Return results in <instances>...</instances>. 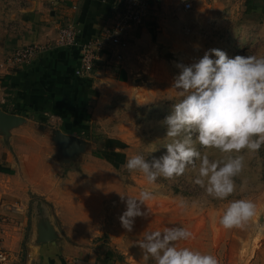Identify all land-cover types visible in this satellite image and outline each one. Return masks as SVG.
<instances>
[{"label":"rangeland","instance_id":"1","mask_svg":"<svg viewBox=\"0 0 264 264\" xmlns=\"http://www.w3.org/2000/svg\"><path fill=\"white\" fill-rule=\"evenodd\" d=\"M52 1L0 0V29L19 26L22 13L37 4L46 8ZM191 5L187 12L177 7L157 19L159 39L154 48L149 43L152 51L146 54V68L129 86H107L92 96L95 103L86 126L74 136L80 141V149L67 158L62 151L58 159L62 168L70 164L78 170L85 163L92 167V161L100 160L113 171V176H107L108 190L103 192L105 205L99 210V224L82 227L80 231L88 239L75 241L95 249L100 260L112 253L108 264H154L145 260L136 242L146 232L162 231L167 226L191 231L193 238L178 242L179 246L212 253L219 264H264V146L258 153H245V167L236 178L237 191L228 197L248 198L257 205V215L245 227L225 230L219 226V211L228 200L207 196L193 182L191 170L171 180L158 179L157 186L151 188L155 199L142 206V210L147 208V216L135 218L131 232L119 221L125 210L121 196H135L151 187L141 173L123 167L126 159L133 153L151 159L165 152L162 145L167 142L166 126L162 122L180 99L171 89L178 74L176 64L192 63L213 48L225 51L229 57L264 55L263 0H193ZM154 147L159 149L151 153ZM201 150L211 156L221 155L215 149ZM181 198L187 205L184 209L179 207ZM49 212L56 232L62 234L50 208Z\"/></svg>","mask_w":264,"mask_h":264},{"label":"crops","instance_id":"2","mask_svg":"<svg viewBox=\"0 0 264 264\" xmlns=\"http://www.w3.org/2000/svg\"><path fill=\"white\" fill-rule=\"evenodd\" d=\"M181 2L155 0L156 15L146 21L140 34L131 37L125 49L104 40L92 73L84 76L75 75L79 46L102 38L118 12L117 0H53L46 8L37 4L22 13L19 26L0 29V62L32 42L49 43L31 63L0 71V111L21 119L7 130L0 129V207H20L17 213L0 210L9 218L0 233V248L12 264L109 263L111 248L100 260L95 249L75 241L88 239L82 227L99 224L107 176H113V171L94 159L92 167L85 163L79 170L70 164L62 168L59 134L82 133L95 103L92 96L107 86L127 87L136 79L146 68V54L159 39L157 19L177 7L184 11ZM65 24L77 31L75 46L53 44L57 29ZM118 53L123 54L120 61L115 58ZM49 208L62 234L38 243L45 222L52 220Z\"/></svg>","mask_w":264,"mask_h":264},{"label":"clouds","instance_id":"3","mask_svg":"<svg viewBox=\"0 0 264 264\" xmlns=\"http://www.w3.org/2000/svg\"><path fill=\"white\" fill-rule=\"evenodd\" d=\"M176 67L171 89L180 99L162 122L167 139L162 145L164 154L148 159L149 155L133 153L123 165L129 172L141 173L151 186L135 196H121L125 210L119 221L128 232L135 218L147 216L142 206L155 199L151 188L158 179L171 180L191 170L193 182L207 196L225 201L237 191L245 153H258L264 146V55L229 57L213 48L192 63ZM158 149L154 147L151 153ZM201 149H215L221 155L211 156ZM186 206L181 198L179 207ZM256 215L253 200L232 199L220 209L218 224L225 230L243 228ZM192 238L184 227L167 226L146 232L136 244L145 260L154 264H219L212 253L179 246L178 242Z\"/></svg>","mask_w":264,"mask_h":264},{"label":"built area","instance_id":"4","mask_svg":"<svg viewBox=\"0 0 264 264\" xmlns=\"http://www.w3.org/2000/svg\"><path fill=\"white\" fill-rule=\"evenodd\" d=\"M181 3L184 11H189L192 7L190 0H182ZM154 5L155 0H117L118 12L112 24L103 32L102 38L89 40L79 46V65L75 70V75L84 76L92 73L99 54L103 52L102 42L104 40L115 47L125 49L131 37L138 36L146 21L156 15ZM76 40L77 31L75 28L65 24L57 29L53 44L58 47H72L76 45ZM48 44L32 42L25 47L16 49L0 63V69L10 71L31 63L48 48ZM115 58L120 61L123 54H115ZM0 210L17 213L20 207L16 204H2ZM7 216L0 213V233L4 232V228L9 222ZM0 264H12L3 248H0Z\"/></svg>","mask_w":264,"mask_h":264},{"label":"water","instance_id":"5","mask_svg":"<svg viewBox=\"0 0 264 264\" xmlns=\"http://www.w3.org/2000/svg\"><path fill=\"white\" fill-rule=\"evenodd\" d=\"M21 122V119L13 115H9L0 111V129L2 131L7 130ZM58 141L62 146L63 157L67 158L72 155L77 149H80V141L74 136L60 135ZM51 221V222H50ZM45 227L40 237H38L37 242H49L58 239V233L53 226L52 220H47L45 222Z\"/></svg>","mask_w":264,"mask_h":264},{"label":"trees","instance_id":"6","mask_svg":"<svg viewBox=\"0 0 264 264\" xmlns=\"http://www.w3.org/2000/svg\"><path fill=\"white\" fill-rule=\"evenodd\" d=\"M251 0H248V2H250Z\"/></svg>","mask_w":264,"mask_h":264}]
</instances>
